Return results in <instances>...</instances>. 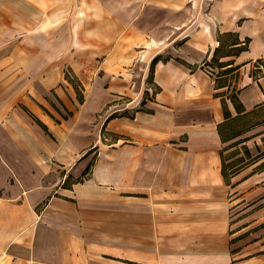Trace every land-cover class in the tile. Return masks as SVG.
Returning a JSON list of instances; mask_svg holds the SVG:
<instances>
[{
    "label": "crops",
    "instance_id": "obj_1",
    "mask_svg": "<svg viewBox=\"0 0 264 264\" xmlns=\"http://www.w3.org/2000/svg\"><path fill=\"white\" fill-rule=\"evenodd\" d=\"M66 11L80 13L81 0H0V264H264V238L245 236L264 208L233 221L234 205L255 189L245 188L251 176L227 180L225 142L236 135L220 133L238 115L233 89L241 114L264 106V71L253 65L264 59V2L214 0L207 17L190 13L181 24L165 20L150 30L136 19L115 28L113 17L90 18L89 44L106 49L108 90L131 100L120 117L105 120L116 139L98 143L88 175L71 187L54 172L78 177L87 166H56L76 164L82 153L72 140L76 129L64 135L68 120L56 121L48 104L56 112L73 109L76 118L88 107L76 106L66 86L65 66L76 64L67 50L80 29ZM226 31L249 43L220 58L233 62L220 70L238 66L239 75L218 86V72L205 62ZM147 77L155 89L150 97L140 85ZM30 114L50 133L59 127L62 138L53 140Z\"/></svg>",
    "mask_w": 264,
    "mask_h": 264
},
{
    "label": "rangeland",
    "instance_id": "obj_2",
    "mask_svg": "<svg viewBox=\"0 0 264 264\" xmlns=\"http://www.w3.org/2000/svg\"><path fill=\"white\" fill-rule=\"evenodd\" d=\"M213 1L214 0H81L80 13L77 11L65 12L66 16H70L71 19L75 20L74 24H72L73 27H75L77 23L80 24L77 27L78 29L80 28L77 36L78 42H76L73 50H67V58L72 63L73 56H75L76 64L75 67L70 66V68L65 66V79L70 83H67L66 86L71 88L76 106L79 107L80 104L86 103L88 107H84L83 112L76 118L74 117L75 114L73 109L71 111L66 110L65 113L59 109L60 111L57 110L58 114L54 110V108L57 109L56 105L51 99H48V104L51 105L49 110H52L54 116L58 118H55L56 121L58 120L60 123L63 117H65L63 119L68 120L64 123V135L67 134L66 131L76 129V136L72 140L74 146L82 153L80 158L76 160V164L64 162V164H57L56 166H83L82 164H86L85 166H87V169L78 177H75L72 173L62 172L60 167H58V174L56 173L57 171H55L54 174L57 177H61V181L63 180L61 185L63 187H71L73 183L83 180L88 175L89 166H92L96 157L94 149L98 148V143H108L116 139V137L105 128V120L107 118L120 117L122 106L131 100V97L124 94L117 93L112 96V91L108 90V83L104 79L105 72L101 66V61L106 49L98 44H89L88 27L90 25V18L94 21L99 20L101 15L113 17L117 22L115 28L120 25V21L122 20L136 19L139 20L142 25L146 26L147 30H150L159 28L158 25L162 21L164 23L165 20L173 19L176 20L178 24H181L186 19L190 18V13L192 17L195 18L197 16L207 17L209 16L208 8ZM225 1L228 3H238V0ZM239 1H241V3L256 2V0ZM258 1L264 2V0ZM104 4L108 7L107 10L103 9ZM185 5L192 6L193 10L186 11L188 7ZM196 6L199 8L198 10H196ZM78 17H81V21L78 20ZM242 19L244 18H240L237 23H240ZM67 30L68 28H66V38L68 39L71 36L70 30L69 32H67ZM71 30L73 29L71 28ZM218 40L220 46L217 47V51H213V55L215 52V57L212 58V55L210 60L207 61L212 68H210V66L206 67L215 74L220 71L218 67V64L221 63L220 58L226 57L227 54L235 50L232 45L234 41H238V45H243L245 39L238 38L236 31H226L218 35ZM89 48H91V52H89ZM88 55H98V57L95 61H90L86 58ZM158 56L164 59L167 54H160ZM227 57L232 56L227 55ZM253 65L258 66L260 70L264 71V64L254 61ZM253 70V73H255V69ZM236 72L237 71H233L232 74L226 77L230 79L227 81L228 84H231L233 76L236 78ZM255 75H257V73ZM112 77H122V75H114ZM123 77H125V75H123ZM130 78V81L134 84L132 83L129 88L136 91L141 74L136 72L132 74ZM143 84H145L146 88V90H144V97H150L155 91L151 78L147 77L145 82L140 85L143 86ZM63 89L65 93L69 95L68 90L64 87ZM51 94L53 99H57V102L60 104L58 94L54 90H51ZM80 94L82 98L81 102L78 100ZM53 128L55 129V133L52 132V134L46 129L47 133L53 140L58 141L61 134H56V130L59 129V127L54 126ZM222 130L225 138L236 135L225 142L224 171L227 180L230 181V178L238 176H241V182L246 181L249 176L253 178V181L248 184L246 183L245 186L246 190L255 189L253 194H250V196L235 204L234 207L238 205L239 209H235L232 213L233 221H248L249 215L252 216L254 212L258 214L262 212L261 210L264 208V106L249 116L247 115L237 121L229 123L222 127ZM237 132L239 134H236ZM92 144L93 146H90ZM79 161H81V165ZM255 203L257 205L254 207ZM250 223V230L246 232L245 236L248 235V233H252L251 236H253V238L263 239L264 214H259L257 218L251 220ZM247 224L248 223H243L239 225V227H248ZM249 238L251 237L249 236Z\"/></svg>",
    "mask_w": 264,
    "mask_h": 264
},
{
    "label": "trees",
    "instance_id": "obj_3",
    "mask_svg": "<svg viewBox=\"0 0 264 264\" xmlns=\"http://www.w3.org/2000/svg\"><path fill=\"white\" fill-rule=\"evenodd\" d=\"M248 43H249V38H245L244 40V43L243 45H238L239 42L238 41H234V43L232 44L233 45V48L235 49L232 53H229L227 55H237L239 52L243 51V50H246L247 49V46H248ZM218 48L215 49V51H217ZM215 57V52H214V55L212 58ZM158 60V56H156L155 58H153V60L151 61V65H150V73L151 71L153 70V66H154V63ZM257 63H261V64H264V59H257L256 60ZM233 62L231 61H227V62H221L220 64H218V67H223V66H228L230 64H232ZM205 64H209L207 61L205 62ZM238 66H229V67H226L225 69L223 70H220L218 73H217V77H218V80H217V84L218 86H223V85H226V81H227V76L229 73H232L233 71H237L236 72V76L238 75ZM229 98L230 100L232 101L238 115L235 116L234 118H232V122L234 121H237L239 119H241L242 117H245L248 115V113H244V114H241V112L243 111V107H242V104L240 103L238 97H237V94L235 92V89L232 90V92H230L229 94ZM78 100L81 102L82 101V98H81V94H80V97H78ZM224 113L226 115V117L229 116V112L228 110L224 107ZM32 117L33 115L30 114ZM34 120L44 129L46 130V126L38 119H36L35 117H33ZM65 118V117H63ZM58 121V120H57ZM229 122V121H228ZM227 123V122H226ZM231 123V122H230ZM229 124V123H227ZM47 131V130H46ZM220 133L222 135V139H226L224 134H223V131H222V128L220 129ZM89 170V169H88ZM86 173V172H85Z\"/></svg>",
    "mask_w": 264,
    "mask_h": 264
}]
</instances>
